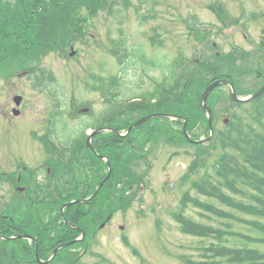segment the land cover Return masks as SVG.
I'll return each mask as SVG.
<instances>
[{"label": "rangeland", "instance_id": "rangeland-1", "mask_svg": "<svg viewBox=\"0 0 264 264\" xmlns=\"http://www.w3.org/2000/svg\"><path fill=\"white\" fill-rule=\"evenodd\" d=\"M3 1L13 6V0ZM109 4L105 8L102 5L94 8L83 5L67 8L64 9L66 14L59 15L53 14L62 10L53 8L49 14L53 15L52 18L42 15L40 20L33 13L34 33L32 37L26 38L27 42L29 39L37 41L34 46L30 45V48L34 47L32 51L30 48L27 50L28 43H25V40H21L22 43L14 42V38L9 40L10 44L3 52L0 50V167L3 166V158H8L6 153L9 152L3 148L4 143H9L3 137L24 135L21 126L17 131L19 121L25 122L28 129H39L45 120L44 105L52 102L45 93L37 94V90L32 89L40 84L31 82L29 73L24 76L23 73L28 70L37 77L50 73L54 81H50L52 84L49 86L63 87L70 103L81 104L82 107L89 106L95 113H103L106 108L104 103L109 102L111 94L102 90V83L108 82L109 79L118 77L119 98L128 100L153 89L155 82H161L162 76L167 75L164 69L169 65H175L176 75L187 71L193 73L197 70L191 69V62L202 57H208L218 66L214 70L220 71L222 75L230 73L227 77L233 82L235 92L240 97L253 93L263 85L264 62L257 60L262 50L253 46L249 39H244L241 29H246L247 32L251 29L255 39H259V27L264 24V0H109ZM67 10L76 13L71 15V18L80 31H76L79 36L73 44L75 55L64 61L59 57V49L67 45L70 25ZM7 12L13 14V11ZM82 29H86L88 33ZM159 33L161 36L154 38ZM91 34L94 36L90 37ZM202 37H206L207 41ZM120 39L125 40L123 47L119 45ZM160 39L161 45L157 43ZM7 44L8 42L5 43ZM125 47L142 48L146 60L152 64L139 63L140 65L132 67L133 65L119 63L118 58L124 54ZM195 77L196 80H193L194 83L187 94L188 101L197 100V106L205 88L220 78L205 84L211 76L205 78L204 75L195 74ZM93 78L97 82L94 87ZM201 80L205 81L199 83ZM16 92H24L32 103L31 106H25L23 118L19 120L7 117V113H10L11 107L14 106ZM169 95L167 93V98L171 100ZM181 103L178 105L176 102H169L168 111H162L178 115L179 108L183 109V112L185 110L184 114L189 113L187 115L191 119L187 129L196 138H207L209 130L206 129L205 116L202 115L198 121H192L196 118L191 115L195 103H190V107H187L189 102ZM254 104L263 109L264 94L258 103ZM254 104L235 106L229 100L228 86H216L208 97V106L214 116V139L224 130L223 119L226 116H237L235 119L244 117L245 121L250 122ZM158 112L156 108H138L117 115L115 120L131 124L142 119L141 117ZM89 116L90 114L84 115L80 120L90 122ZM184 118L187 121V118ZM169 121L173 120L154 118L145 121L133 131L135 136L159 131L155 133L159 138L154 140L159 139L160 142L149 143V148L157 147V150L147 157L149 162H153L155 170L148 172L144 166L143 172H147L149 176L145 179L146 190L142 193V202L134 203L125 218L120 213L116 214L112 224L98 232L88 253L80 258L78 264H185L188 261L205 260V249L210 243H214V240L183 233L180 223L175 219L180 210L182 194L186 191L194 197L199 196L201 201L214 205L219 210L241 216L239 212L221 205L219 201L198 195L191 188L190 180H195L204 170L199 165L211 166L219 157L218 139L200 145H190L180 135L178 144L168 142L165 138L173 135L169 134ZM182 123L183 120L178 126L180 130ZM160 124H164L162 129L159 128ZM69 125L74 129L77 127L75 121L69 122ZM204 132L207 133L204 135ZM10 140H13L12 137ZM27 149L28 147L25 148ZM19 154L24 155V149H21ZM36 159L39 160V154ZM198 166L200 173L196 174L194 172ZM44 209L48 207H36L38 220L42 221L43 225L46 224L43 222ZM201 213L192 204H188L184 215L193 222L253 236L259 235L236 220H230L228 217L218 218L209 213L207 217H203ZM22 214L28 213H23L22 210ZM121 224L125 226L124 232L117 228V225ZM229 244L240 243L231 239ZM255 247L264 251V245L258 244Z\"/></svg>", "mask_w": 264, "mask_h": 264}, {"label": "flooded vegetation", "instance_id": "flooded-vegetation-1", "mask_svg": "<svg viewBox=\"0 0 264 264\" xmlns=\"http://www.w3.org/2000/svg\"><path fill=\"white\" fill-rule=\"evenodd\" d=\"M32 1L13 0L11 6L10 3L0 0V30L4 27L1 15L5 12V3H8L9 10L14 13L12 20L17 23L21 13L16 12H23L20 23H23L24 31L33 26L35 22L32 14L36 9ZM18 3H21L20 7ZM52 10L48 8L42 15L52 18L54 14L57 15L54 13L50 16ZM60 10L66 14L64 9ZM40 12L41 8L34 14L42 18L38 14ZM243 12L245 13L244 9ZM18 27L16 25L13 28L19 30ZM20 35L18 31V40ZM157 36L160 37L161 34ZM242 36L249 39L253 46L264 47V24L259 27V39H255L251 29H248V33L243 30ZM28 42L33 45L31 39ZM260 50L262 51L257 60L264 62V49ZM62 58L65 61L67 53ZM28 73L31 82L40 84L32 89H36L37 94L45 93L52 102L44 105L45 120L39 129H28L25 122L19 121L17 131L21 126L24 135L3 137L9 142L4 143L3 148L9 152L6 153L8 158H3V166L0 167V264H73L89 250L98 232L112 224L116 214L120 213L125 218L128 208L134 203L142 202V193L146 190L145 179L149 176L147 172H143L144 166L148 172L155 170L153 162H149L147 157L157 147L149 148V143L160 142L159 139L154 140L159 138L155 135L159 131L147 132L141 136H135L132 132L125 136L118 135L119 132H125L128 125L123 120H115L118 109L113 94V102L106 105L103 113L92 111L86 114H90V122L80 120L84 116L78 114L81 106L68 101L63 87L49 86L54 78L50 73L37 77L28 70L23 74ZM113 90L111 88L110 92ZM16 95L22 99L19 105L13 100L14 106L7 113V117L19 120L23 118L25 106H31L32 103L24 92H16ZM142 100L143 97L140 96L131 102ZM150 102L159 104L160 96L152 97ZM74 121L77 123L75 129L69 125V122ZM163 125L160 124L159 128L162 129ZM177 126L168 129L169 134L173 135L166 137V141L179 143L180 131ZM98 129L101 130L95 132ZM18 139L20 142H17ZM21 149H24V155L20 156ZM38 154L39 160L36 159ZM101 156H106L107 160ZM108 162L111 167L109 179L99 187L108 173ZM69 198L87 200L84 203L88 209L87 216L81 210L69 217L76 227H70L64 220L61 221V217L55 215V208L62 207ZM39 206L48 207L44 209V225L38 220L36 213V207ZM22 210L28 214H22ZM32 210L34 212L31 213ZM124 227L123 224L117 225L120 230H125ZM69 236L70 240H62ZM75 239L78 241L60 247ZM56 247L59 249L53 260L46 263ZM69 253L76 256L69 259Z\"/></svg>", "mask_w": 264, "mask_h": 264}, {"label": "trees", "instance_id": "trees-1", "mask_svg": "<svg viewBox=\"0 0 264 264\" xmlns=\"http://www.w3.org/2000/svg\"><path fill=\"white\" fill-rule=\"evenodd\" d=\"M36 11L37 9L45 7L53 8H75L77 6H85L88 8H94L96 6L102 5L106 7L109 4V0H33ZM110 5V4H109ZM17 6V4H15ZM21 3H18V7ZM5 12H3L2 18L4 20V27L2 28V33H0V49L2 52L6 49L10 42L9 40L13 38H18V31H20V40H25V38L32 37L33 26L29 27L28 30L24 31L23 23V12H16L18 15L19 22L12 20L13 14H7L9 11L8 5L4 6ZM7 12V13H6ZM72 11H69V28H68V43L73 41V34L79 28L76 27L74 19L71 15H75ZM17 17V16H15ZM17 23V24H15ZM20 25L19 30L13 28ZM16 32V34H14ZM74 32V33H73ZM18 40V39H17ZM16 40V41H17ZM32 40V39H31ZM19 41V40H18ZM33 41L37 43V41ZM122 41V40H121ZM5 45V43H7ZM25 43H29L25 40ZM124 42L119 45L123 47ZM22 45V44H21ZM23 46V45H22ZM33 46L27 47L32 51ZM66 47V46H65ZM126 54L122 57L121 61L126 65L135 67L137 64H147L151 65L150 61L145 59L144 53L140 48L127 49L124 48ZM191 69H196L197 71H187L186 73L181 72L176 75V69L174 65L168 66L164 71L166 76L163 83L164 88L162 93L164 94L163 99L160 101L158 108L159 110L168 111L169 102H176L182 104L181 102H189L187 107H190V103L194 105L191 110V115L196 116L192 121L200 120L203 115L202 110L198 105L196 106L197 100H190L189 93L194 81L196 80L195 74L204 75L208 78L211 76L208 82L213 79L226 78L230 73L225 74L214 70L218 68L215 66L211 60L207 57L199 58L196 61L191 62ZM140 65V64H139ZM205 80H201L203 82ZM205 83V84H207ZM102 86H110L109 82L102 83ZM167 93L170 95L169 100L167 98ZM161 95V90L155 89L152 94L145 95L146 103L149 102L152 97ZM166 96V97H165ZM259 100V99H258ZM258 100L254 103H258ZM253 103V104H254ZM254 113L250 116L251 121H245L244 117L234 119L225 131L219 134L218 140L221 143L222 152L218 159L213 162L211 166L199 165L204 168L203 172H199V166L194 173H200L195 180H190L191 188L196 191L198 195L206 196L208 199H214L219 201L223 206L231 208L241 214L234 216L233 214L226 213L219 210L214 205L207 202L201 201L198 197H192L189 191L184 192L180 200V210L176 214L175 219L180 223L181 231L185 234H190L200 238H211L214 243L205 249V254L203 255L205 260L193 262L188 261L185 264H264V251L255 247V245H264V108L261 109L259 105L254 104ZM134 104H127L122 106L117 111L118 114L126 113L131 110H138ZM150 108H156L155 106H149ZM179 115L185 116L187 118V128L191 123L189 113L184 114L183 109L179 108ZM127 124H130L127 122ZM170 127V124H167ZM190 131L189 129H187ZM160 134V133H159ZM166 135V134H165ZM182 135V134H181ZM103 189L100 190L102 193ZM68 200H71L70 198ZM186 203L192 204L194 208L198 209L202 213L203 217H207L208 213L213 214L218 218L228 217L230 220H236L244 226L250 227L253 231L257 232L259 235L253 236L244 232H234L229 230H224L222 228L213 227L209 224H202L193 222L189 217L184 215L187 209ZM59 208H55V215L59 216ZM84 210L87 216V207L84 203H75L70 207H67L64 211V216L70 221V216L76 214L78 211ZM82 213V212H81ZM81 215V214H80ZM85 215V214H84ZM85 216V217H86ZM70 229V228H69ZM71 231V230H70ZM69 238H63V241L70 240ZM234 239L240 243L239 245H230L229 241Z\"/></svg>", "mask_w": 264, "mask_h": 264}, {"label": "water", "instance_id": "water-1", "mask_svg": "<svg viewBox=\"0 0 264 264\" xmlns=\"http://www.w3.org/2000/svg\"><path fill=\"white\" fill-rule=\"evenodd\" d=\"M74 52H71L70 55H73ZM220 84H228L231 88V93H230V97L232 98V100L236 101V102H240V103H243V102H248V101H251L253 100L254 98H256L257 96H259L263 91H264V84L261 86V88L256 92L254 93L252 96L250 97H247L245 99H240L236 96L235 94V90H234V87H233V84L227 80H216V81H213L211 84H209L205 90L203 91L202 95H201V103H200V106L204 109V111L206 112V115L208 117V127H209V130L211 132V135L205 139V140H191L188 138L187 134H186V130H185V126H184V135L188 138L189 141H191L192 143H195V144H200V143H203L205 141H208L211 139L212 135H213V129H212V112H211V109L208 107V103H207V98L210 94V92L218 85ZM86 111V110H85ZM156 116H161V117H169V115H166V114H154V115H149V116H146L142 119H139L138 121H136L134 124H132L127 132H130L133 128L137 127L138 125H140L141 123L145 122L147 119H150V118H153V117H156ZM108 178V177H107ZM73 202H70L68 204H66L65 206H70ZM64 206V207H65ZM57 249H55L53 251V256L55 255Z\"/></svg>", "mask_w": 264, "mask_h": 264}]
</instances>
